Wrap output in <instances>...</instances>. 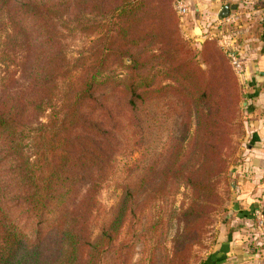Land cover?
<instances>
[{
  "label": "trees",
  "instance_id": "obj_1",
  "mask_svg": "<svg viewBox=\"0 0 264 264\" xmlns=\"http://www.w3.org/2000/svg\"><path fill=\"white\" fill-rule=\"evenodd\" d=\"M173 6V0H0V264H99L103 243L117 236L127 217L128 198L110 230L92 240V219L112 165L104 148L111 151L114 143L107 122L93 118L82 135L78 112L132 111L144 102L137 99L134 66L124 59L134 61L137 41L173 57L182 45ZM102 16L113 25L109 47L92 48L79 65L70 62L71 34L98 31ZM225 57L228 64L213 58L215 113L206 117L200 139L204 154L211 151V166L204 163L203 172L211 170L214 178L201 187L216 188L227 171L237 123L239 76L230 53ZM111 59L115 66L107 65ZM19 77L24 86L17 89ZM107 90L120 92L121 105L109 100ZM185 252L190 264L189 245Z\"/></svg>",
  "mask_w": 264,
  "mask_h": 264
},
{
  "label": "rangeland",
  "instance_id": "obj_2",
  "mask_svg": "<svg viewBox=\"0 0 264 264\" xmlns=\"http://www.w3.org/2000/svg\"><path fill=\"white\" fill-rule=\"evenodd\" d=\"M211 13H202L203 27L193 30L186 21L188 15L181 16L176 10L182 45L173 57L163 55L148 42L134 44V61L127 57L123 63L134 66L137 99L144 100L134 110L118 107L107 112L97 108L91 114L90 109L83 107L78 112L82 135L88 131L91 118L94 122L105 121L114 143L111 151L104 148L108 156L105 161L112 165L108 166L107 182L99 194L100 206L92 219V240L110 230L116 211L128 198L127 217L117 236L115 233L113 240L103 243L99 264H185L188 245L190 264H264V244L258 243L257 248L242 237L232 245L238 232L232 226L237 216L232 212L236 187L250 142L245 69L238 74L240 102L226 150L228 169L216 188L211 183L207 187L199 185L205 178H214L211 170L203 172L204 163L211 166V151L207 148V155L204 154L200 139L207 129L206 117L215 113L211 78L216 65L228 64L225 56L234 52L229 35L237 26L232 19L212 17ZM97 21L98 31L71 34L67 41L70 62L79 65L80 57L89 55L92 48L109 47L112 31L108 28L112 22L107 16ZM242 61L245 64L243 57ZM112 64L113 59L107 61L108 66ZM17 81V89L22 88L24 78ZM105 92H110L108 98L115 105H121L123 96L119 91ZM203 93H208V97ZM51 113L48 111L42 118L43 123L50 121ZM67 134L68 127L63 132L64 136ZM157 194L146 203L148 196ZM258 199L254 205L264 209V197ZM254 228L259 230L257 224Z\"/></svg>",
  "mask_w": 264,
  "mask_h": 264
},
{
  "label": "crops",
  "instance_id": "obj_3",
  "mask_svg": "<svg viewBox=\"0 0 264 264\" xmlns=\"http://www.w3.org/2000/svg\"><path fill=\"white\" fill-rule=\"evenodd\" d=\"M186 2L190 6L186 21L193 30L203 27L202 15L206 14V10L212 12V17H219L221 7L225 4H230L231 7L227 19H232L231 21L237 25L229 35V42L234 53L239 54L245 61V83L250 100V120L247 126L250 142L240 166L241 173L236 187L232 212L237 216L236 220L232 221V226L237 228L238 232L234 237L238 238L234 239L232 245L243 237L259 248L258 243L264 244V230L254 228L256 223H253V215L255 201H260L258 198L261 196L264 197V0H186Z\"/></svg>",
  "mask_w": 264,
  "mask_h": 264
},
{
  "label": "built area",
  "instance_id": "obj_4",
  "mask_svg": "<svg viewBox=\"0 0 264 264\" xmlns=\"http://www.w3.org/2000/svg\"><path fill=\"white\" fill-rule=\"evenodd\" d=\"M175 9L181 16L188 15L190 12V6L186 2V0H176L175 1ZM230 57L232 60V64L236 72L240 75L244 72V64L242 61V58L239 54H236L234 52L230 53ZM255 219L257 227L261 230L264 229V209L262 207H258L254 211Z\"/></svg>",
  "mask_w": 264,
  "mask_h": 264
},
{
  "label": "water",
  "instance_id": "obj_5",
  "mask_svg": "<svg viewBox=\"0 0 264 264\" xmlns=\"http://www.w3.org/2000/svg\"><path fill=\"white\" fill-rule=\"evenodd\" d=\"M230 13H231L230 4H226L222 7L220 14H219V17L220 18H226L230 15Z\"/></svg>",
  "mask_w": 264,
  "mask_h": 264
}]
</instances>
